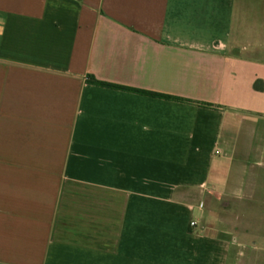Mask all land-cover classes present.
<instances>
[{"label":"crops","instance_id":"crops-1","mask_svg":"<svg viewBox=\"0 0 264 264\" xmlns=\"http://www.w3.org/2000/svg\"><path fill=\"white\" fill-rule=\"evenodd\" d=\"M0 264H264V0H0Z\"/></svg>","mask_w":264,"mask_h":264},{"label":"built area","instance_id":"built-area-1","mask_svg":"<svg viewBox=\"0 0 264 264\" xmlns=\"http://www.w3.org/2000/svg\"><path fill=\"white\" fill-rule=\"evenodd\" d=\"M192 225H195V222H192Z\"/></svg>","mask_w":264,"mask_h":264}]
</instances>
